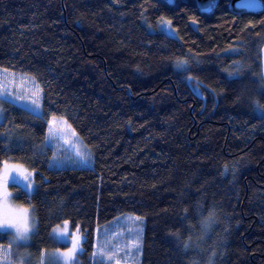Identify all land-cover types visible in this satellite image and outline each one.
I'll use <instances>...</instances> for the list:
<instances>
[{
    "label": "trees",
    "instance_id": "16d2710c",
    "mask_svg": "<svg viewBox=\"0 0 264 264\" xmlns=\"http://www.w3.org/2000/svg\"><path fill=\"white\" fill-rule=\"evenodd\" d=\"M230 2L205 12L198 0H0V68L42 90L40 110L0 99V165L25 164L37 183L30 195L11 183L36 215L33 254L66 248L53 232L67 221L84 235L73 264H97L98 232L132 215L138 264H190L175 233L202 199L224 217L217 264H264V112L234 103L244 81L228 75L261 63L264 9ZM53 115L91 149L76 136L89 165L53 162ZM4 229L0 245H24Z\"/></svg>",
    "mask_w": 264,
    "mask_h": 264
},
{
    "label": "rangeland",
    "instance_id": "374dc122",
    "mask_svg": "<svg viewBox=\"0 0 264 264\" xmlns=\"http://www.w3.org/2000/svg\"><path fill=\"white\" fill-rule=\"evenodd\" d=\"M159 28L168 35L177 36V32L172 24L167 25L162 22ZM37 88L40 89L37 82L31 76L20 75L14 71L0 68V99H7L29 110H38L31 104L32 99L35 98L33 93L37 91ZM41 95L42 92L40 91L38 94L39 110L41 109ZM2 120L3 112L0 105V122ZM50 121L51 119L48 121V124ZM64 129L65 125L59 120L52 127L51 131L48 129L47 143L52 147L53 162L58 164L78 162L80 165H89L84 149L88 150L92 158L91 149L83 143L79 136L72 135L70 130ZM76 136L85 148L82 147ZM6 162L12 165H19L24 170L27 178L16 172L10 173L7 187L8 196L4 198L2 206H0V217L7 219L10 211L27 209L25 214L27 231H23L22 229L21 233H17L14 227L5 225L0 226L1 232L5 230L4 228H7L12 231L13 236L17 240L23 244H28L33 240L36 231V215L32 205L20 203L15 199L11 183L19 185L29 195L35 191L37 183L34 179V172L25 164L13 161ZM4 164L5 162L0 165V169L3 168ZM142 232V219L137 220L136 216L132 215L121 217L111 222L108 226L103 227L98 232L95 242L96 263L138 264L141 252ZM53 237L55 242L67 244V247L43 249L39 254H33L27 245H21L15 240L11 246L1 244L0 264H73L76 255L81 250L84 235L79 231L78 227L71 228L70 223L67 222L55 228ZM74 242L76 245L75 249L70 255H65L69 249L73 248Z\"/></svg>",
    "mask_w": 264,
    "mask_h": 264
},
{
    "label": "clouds",
    "instance_id": "9594fccd",
    "mask_svg": "<svg viewBox=\"0 0 264 264\" xmlns=\"http://www.w3.org/2000/svg\"><path fill=\"white\" fill-rule=\"evenodd\" d=\"M234 63L238 66L228 75L244 81L234 95V103L264 112V63L255 66ZM184 220V227L175 233L179 251L188 257L190 264H217L223 242L222 233L218 232L224 221L220 209L197 199L188 206Z\"/></svg>",
    "mask_w": 264,
    "mask_h": 264
},
{
    "label": "snow or ice",
    "instance_id": "6c2138e0",
    "mask_svg": "<svg viewBox=\"0 0 264 264\" xmlns=\"http://www.w3.org/2000/svg\"><path fill=\"white\" fill-rule=\"evenodd\" d=\"M214 5H209L208 7L202 9L203 11H207V12H211L212 7ZM247 6L250 8V10L253 12V14H256V9L259 8V4H258V0H247ZM163 23L167 24V25H171V21H163ZM188 64H189V60L188 59H177L176 60V68L177 69H182L184 71H189L188 69ZM224 71L228 72L229 70L226 68L224 69ZM42 91L41 89L37 88V91L35 93H33V96L35 97L34 99H32L31 104L39 109V103H38V99H39V92ZM213 92H215V89H213ZM61 121L64 125H65V129L64 130H70L72 135H76L75 130L71 129V125H69L67 123V120H64L63 118H58L57 116L53 115L51 121L49 122V130L51 131L52 127H54L56 125L57 121ZM78 154H80L78 152ZM227 166H225V172H227ZM12 172H16L21 176H25V172L24 170L21 169V167L19 165H12V164H8L7 162H5L4 166L2 169H0V206H2L3 200L5 197L8 196V192H7V187H8V179L10 176V173ZM25 178H27L25 176ZM27 209H21L18 211H10L8 218L4 219L2 217H0V226H10V227H14L17 231V233H21V230L23 229V231H27V227H26V214ZM137 220H140V217H136ZM67 223V221L65 222ZM22 238V235H21ZM11 246V245H9ZM75 242L73 243V248L69 249L67 253H65V255H70L71 252L75 249Z\"/></svg>",
    "mask_w": 264,
    "mask_h": 264
},
{
    "label": "water",
    "instance_id": "95a60500",
    "mask_svg": "<svg viewBox=\"0 0 264 264\" xmlns=\"http://www.w3.org/2000/svg\"><path fill=\"white\" fill-rule=\"evenodd\" d=\"M216 2H217V0H198V4L202 9L208 7L209 5L215 6ZM258 4H259V8L256 9V12L263 11V9H264L263 1L258 0ZM230 8H231V10H233L235 12L251 11L250 8L247 6V0H231ZM205 12H207V11H205ZM260 59H261V63H264V45L261 47V50H260Z\"/></svg>",
    "mask_w": 264,
    "mask_h": 264
}]
</instances>
